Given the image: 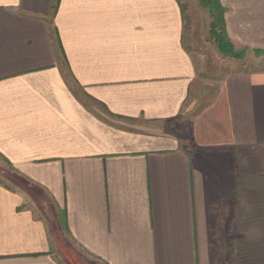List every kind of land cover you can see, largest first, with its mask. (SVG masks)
Masks as SVG:
<instances>
[{"label":"crops","instance_id":"0c3cea01","mask_svg":"<svg viewBox=\"0 0 264 264\" xmlns=\"http://www.w3.org/2000/svg\"><path fill=\"white\" fill-rule=\"evenodd\" d=\"M219 1L264 51V0ZM182 5L0 0V155L27 185H0V264H61L53 225L99 264H264V70L201 77Z\"/></svg>","mask_w":264,"mask_h":264},{"label":"rangeland","instance_id":"374dc122","mask_svg":"<svg viewBox=\"0 0 264 264\" xmlns=\"http://www.w3.org/2000/svg\"><path fill=\"white\" fill-rule=\"evenodd\" d=\"M181 2L189 22L186 24L185 33L187 48L194 58L201 77L218 78L220 81L235 72L264 70V55L258 56L254 49L241 47L238 43L234 46V51L240 57L222 55L210 35L211 19L208 9L201 5L200 0H181ZM24 184L25 181L16 175L10 164L0 155V185L18 190L19 187L27 188ZM29 193L33 202L31 207L36 214L57 225L53 209L45 204L44 198L37 195L34 189H29ZM53 228L54 253L61 264H99L80 250L68 236L60 235L54 225Z\"/></svg>","mask_w":264,"mask_h":264},{"label":"trees","instance_id":"16d2710c","mask_svg":"<svg viewBox=\"0 0 264 264\" xmlns=\"http://www.w3.org/2000/svg\"><path fill=\"white\" fill-rule=\"evenodd\" d=\"M59 0H57L58 2ZM201 5L208 9L212 18L211 37L215 40L219 52L225 57L238 58L240 55L234 51L232 44L225 26V8L221 5L219 0H200ZM258 56L264 55L263 50H255Z\"/></svg>","mask_w":264,"mask_h":264}]
</instances>
